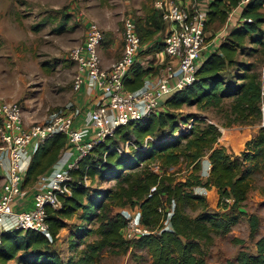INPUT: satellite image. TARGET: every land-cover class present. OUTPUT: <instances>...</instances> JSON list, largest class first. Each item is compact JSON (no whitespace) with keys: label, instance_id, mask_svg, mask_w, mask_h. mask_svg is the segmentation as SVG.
Wrapping results in <instances>:
<instances>
[{"label":"trees","instance_id":"trees-1","mask_svg":"<svg viewBox=\"0 0 264 264\" xmlns=\"http://www.w3.org/2000/svg\"><path fill=\"white\" fill-rule=\"evenodd\" d=\"M238 4L239 0H211L208 20L218 17L224 21ZM263 4L264 0H250L241 8V16L251 20H244L229 30L218 46L204 57L196 71V79L168 96L162 111L117 126L112 136L95 144L79 160L78 168L72 170L76 176L87 172L91 180L95 176L99 180L113 179V187L91 193L88 186L76 184L71 196L63 198L59 210L48 207L51 240L31 228L3 231L0 264L13 259L17 264H94L104 249L117 247L115 251L121 252L131 244L145 248L153 264H205L204 246L211 243L213 234L228 232L239 221L240 213H244L234 211L245 200L249 188L246 173L242 172L244 161H250L249 165L252 163L250 166L254 168H264V125L259 126L249 141L242 159H231L226 147L219 144L221 130L216 123L193 114L180 119L174 110L183 104L218 105L222 99L233 97L231 111L235 113V121L256 123L262 119L263 80L249 63L237 62L235 55L245 37H251L259 29L263 20L259 8ZM162 21L161 11L156 8L146 16V23L151 28L144 27L141 31L135 20L141 42L152 41L140 52L163 49L162 37H153L164 27ZM254 40L262 41L257 37ZM234 63L238 66L228 78V70ZM155 70L152 64L145 66L140 61L134 62L124 79L125 87L130 90L140 87L145 76ZM190 118L189 127H179L180 121L188 122ZM131 138L135 143L131 151L120 154L114 148L119 141ZM66 147L67 139L63 133L44 139L32 154L22 186L34 183L41 174L48 173ZM204 156L210 167L206 178L202 179L200 170ZM181 160L192 166V172L185 181L174 182L167 168ZM152 163H156L161 172L152 169ZM187 186L191 190H186ZM198 186L217 190L221 204L219 211L204 210L196 216L184 211L186 203L203 201L205 194L194 189ZM135 204L139 207L142 224L150 231L137 238H124L121 230L127 219L121 211L113 209ZM79 210L83 223L75 226L77 239L80 241L88 235L95 238L84 241L78 249L74 241L73 253L63 259L53 242L58 230L65 225L64 219ZM94 219H97L96 226L87 224ZM248 221L249 234L254 236L258 232V216L251 213ZM235 240L243 242L241 238ZM229 264H264V234L256 239L255 251L240 249Z\"/></svg>","mask_w":264,"mask_h":264},{"label":"rangeland","instance_id":"rangeland-1","mask_svg":"<svg viewBox=\"0 0 264 264\" xmlns=\"http://www.w3.org/2000/svg\"><path fill=\"white\" fill-rule=\"evenodd\" d=\"M155 0H0V100L17 101L21 104L26 122H39L47 118L48 114L58 109H66L67 104H73L76 92L73 89L75 63L70 58V50L81 43L84 38L87 21H96L103 30L100 51L104 61L112 60L120 55L123 43V17L131 15L137 22V27L144 31L149 27L146 16L154 8ZM262 22L259 29L245 37L238 49L235 59L237 62L249 63L262 75L264 66V4L259 8ZM163 22V21H162ZM244 18L241 9L235 7L223 21L218 17L209 19L206 25L205 41L223 40L229 30L242 24ZM153 37H163L166 24ZM151 28V27H149ZM257 37L262 41H256ZM212 40L215 41V40ZM112 41V42H111ZM115 41V42H113ZM116 45L115 48L111 45ZM214 44V43H213ZM160 51H142L139 61L143 65L152 64L155 73L164 66V54ZM235 64V63H234ZM230 66V74L234 67ZM236 70V69H235ZM233 97L221 100L218 105H187L178 109V118H186L193 114L204 118L208 122L216 123L222 130L218 139L219 144L226 147L231 159L240 157L249 148V141L254 138L260 125H264V114L259 122L235 121V113L231 111ZM72 107V106H71ZM164 106L155 113L162 111ZM183 121V120H182ZM180 121L179 127H189L188 122ZM159 133V131H158ZM155 137V136H154ZM119 141L118 144H121ZM132 147L129 148L131 151ZM200 175L205 179L210 164L206 156L202 158ZM250 161H244L243 169L249 182L245 200L234 211L240 213L239 221L231 226L226 233L213 234V240L204 246L205 264H229L235 260L242 248L248 252L255 251L256 239L264 234V168H254ZM151 168L161 172L156 163ZM167 172L174 178V182L185 181L192 172V166L185 160L167 168ZM199 174V171L196 173ZM32 185L28 183L27 186ZM115 180H99L98 177L89 179L88 191L113 187ZM191 190L190 186L185 188ZM195 190L205 194L203 201L197 200L184 205V211L196 216L201 211H219L221 204L217 190L213 187L198 186ZM29 191V190H28ZM166 205V204H165ZM139 209L138 205L114 207L113 211H124L131 214ZM81 211L64 219L62 226L53 242L63 259L70 256L75 247L81 248L83 242L93 240L94 235L85 236L79 241L75 226L83 223L79 218ZM258 216V232L254 236L249 234V214ZM97 225V219L88 222ZM241 238L243 242L235 239ZM77 242L74 247L72 243ZM117 247L104 249L94 264H153L150 254L145 248L129 245L126 251L116 252ZM7 264H17L10 260Z\"/></svg>","mask_w":264,"mask_h":264},{"label":"built area","instance_id":"built-area-1","mask_svg":"<svg viewBox=\"0 0 264 264\" xmlns=\"http://www.w3.org/2000/svg\"><path fill=\"white\" fill-rule=\"evenodd\" d=\"M210 1H154L155 8L161 11L167 26L162 37L164 47L159 52L164 54L162 61L165 59V62L160 71L150 72L145 76L143 84L134 90L125 87L124 79L133 63L139 61L140 50L152 41L141 42L135 19L131 15L124 16L121 55L105 66L99 52L103 30L96 21L86 22L83 41L70 50V58L76 67L73 80L76 95L86 88L87 95L98 97L89 112L88 126L75 123L80 109L74 101L73 104H67L66 109L48 114L43 121L26 124L19 102L0 100V166L5 170L0 191V241L3 231L19 228L37 230L51 240L47 208L59 210L63 198L71 196L74 186H86L90 179L87 172L81 176L73 174L72 170L78 168L79 160L95 144L112 136L117 126L155 113L174 91L196 79V71L205 57ZM249 1L239 0L237 7L241 9ZM261 108L264 112L263 105ZM55 133L66 136L67 145L74 150L73 157L55 163L48 173L38 177L30 208L15 209L17 199L23 198L27 192L22 181L33 152L44 139ZM131 146H135L134 138L114 148L123 154ZM225 200L230 201L229 198ZM122 213L127 219L121 230L124 238H137L150 231L142 224L139 210L129 215L124 211Z\"/></svg>","mask_w":264,"mask_h":264},{"label":"crops","instance_id":"crops-1","mask_svg":"<svg viewBox=\"0 0 264 264\" xmlns=\"http://www.w3.org/2000/svg\"><path fill=\"white\" fill-rule=\"evenodd\" d=\"M213 39L206 42V48L204 50L205 56L210 51H213L219 44L218 42H216L215 39H214L215 41L212 42ZM113 42H115V41H113ZM111 47L115 48L116 45L115 44L111 45ZM120 49H121L120 50V55H121V52L123 49V43H121ZM99 52L101 55L102 63L105 66L109 65L112 61H114L115 59H117L120 56L119 55L117 58H114L112 60L104 61L103 55L101 54V51H100V48H99ZM97 99H98V97L94 94L93 95H91V94L87 95L86 88H84V90L81 93L76 95L75 100H74L75 106H78L80 109V114L76 117V120H75V123L77 125L81 124L84 126H88V124H89V112H90L92 106L94 105V103L96 102ZM24 120H25V117H24ZM25 123L29 124L30 122L25 121ZM73 155H74V150L67 145V147L61 151V154H60L57 162L68 161L73 157ZM4 175H5V170L2 166H0V191H1L2 183L4 182V177H5ZM35 187H36V182L32 183V185H30V186H25V189L27 190L26 195L23 198L17 199L16 203L14 204L15 209L30 208V206L32 204V198H33V195L35 193Z\"/></svg>","mask_w":264,"mask_h":264}]
</instances>
